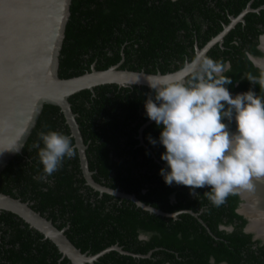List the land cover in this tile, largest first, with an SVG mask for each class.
Instances as JSON below:
<instances>
[{"label":"trees","instance_id":"16d2710c","mask_svg":"<svg viewBox=\"0 0 264 264\" xmlns=\"http://www.w3.org/2000/svg\"><path fill=\"white\" fill-rule=\"evenodd\" d=\"M248 1L71 0L58 75L67 78L89 71L91 65L105 69L116 63L130 70L174 71L195 56L196 45L201 47L216 35L229 21V15H236ZM259 4H264V0L252 2V6ZM244 19L245 24L227 32L222 46L217 43L206 54L215 60L229 61L225 75L233 80L244 70L259 74L244 47L250 35L260 32L256 24L264 22V9L247 12ZM235 36L239 38L238 45L232 42ZM227 87L234 93L248 88L246 84L234 87L233 83ZM253 90L264 96L258 84ZM150 92L144 85L124 87L111 83L69 96L87 145L92 176L99 183L134 193L164 211L192 210L203 217L216 236L208 234L204 227L201 231V221L189 212L166 217L128 199L100 194L85 183L76 148L75 155L65 158L56 172L40 179L43 165L38 149L32 147L38 140L37 133L53 129L71 137L59 106L50 103L43 104L21 151L13 154L0 170V191L27 201L58 228L65 227L64 233L81 251L92 254L117 244L132 253L150 252L149 256L136 257L110 250L93 264H209V254L217 261L236 264V251L246 245L241 240L247 236L240 233V225L229 232L217 228L219 223L230 224L237 216L235 203L231 202L235 195L230 194L223 205L215 207L203 194L210 186L196 188L198 195L193 196L191 186L166 184L159 174L165 166L160 159L164 148L159 143L153 148L148 140L149 135L159 137L160 128L154 121L142 129L145 145L140 144L139 127L149 119L144 100ZM71 140L73 143V137ZM0 222V227L5 224L13 229L11 243L19 245L6 252L13 264H72L54 243L15 214L0 210ZM141 233L147 238H140ZM201 245L205 247L202 256Z\"/></svg>","mask_w":264,"mask_h":264},{"label":"clouds","instance_id":"9594fccd","mask_svg":"<svg viewBox=\"0 0 264 264\" xmlns=\"http://www.w3.org/2000/svg\"><path fill=\"white\" fill-rule=\"evenodd\" d=\"M182 75L152 73L144 80L151 92L146 94L147 117L160 128V159L165 166L159 174L168 185L173 183L196 188L210 186L203 194L219 207L238 189L254 190V179H264V96L249 90L230 94L225 75L230 62L207 55L187 61ZM264 90V67L259 74L243 75ZM235 120V130L230 128ZM32 147L38 149L43 165L40 179L51 176L65 158L75 155L71 137L49 129L37 133ZM19 144L0 145L4 151L18 152Z\"/></svg>","mask_w":264,"mask_h":264},{"label":"water","instance_id":"95a60500","mask_svg":"<svg viewBox=\"0 0 264 264\" xmlns=\"http://www.w3.org/2000/svg\"><path fill=\"white\" fill-rule=\"evenodd\" d=\"M70 2L71 0H0V145L23 146L43 104L57 105L70 129L79 167L87 185L100 194L107 193L120 199H128L136 206L158 215L175 218L181 212H189L197 216V213L189 209L164 211L143 202L134 193L119 187H109L93 178V171L88 165L87 145L83 141L76 114L68 100L69 96L83 89L93 91L95 86L102 84L148 87L144 78L152 72L123 69L119 67L120 63H116L105 69H96L91 65V69L82 74L60 77L59 55L70 14ZM249 10V7H246L237 16H230V22L223 25V28L202 47L196 45L194 57L205 56L210 47L221 42L233 24L242 20ZM186 63L187 61L179 69L165 73L182 75L186 71ZM151 121L148 119L139 127L138 137L143 145L145 144L141 132ZM21 149L22 147L18 152ZM15 153L17 152L0 153V170ZM0 210L15 214L29 227L40 232L45 239L54 243L62 257H67L72 264H93L99 256L110 250L136 257L150 254L132 253L117 244L92 254L81 251L66 236L65 227L58 228L51 219L33 209L27 201L1 191ZM140 238L144 236L140 235Z\"/></svg>","mask_w":264,"mask_h":264},{"label":"flooded vegetation","instance_id":"af4514ba","mask_svg":"<svg viewBox=\"0 0 264 264\" xmlns=\"http://www.w3.org/2000/svg\"><path fill=\"white\" fill-rule=\"evenodd\" d=\"M252 2L253 0H249L247 4L244 6V8L249 7L250 10L247 12L259 13L261 9H264V4L252 6ZM240 12H238L236 15H229V21L227 23H224L223 25L228 24L230 22V16L235 17ZM245 14L243 15V19L237 20L233 24V26L228 30V32L233 28L241 27L240 25L245 24V19H244ZM256 25L260 30V32L256 36H251V35L249 36L250 41L249 43H247L244 49L246 50L245 54L247 58L253 63L254 66L260 69L264 67V22L258 21ZM225 35L223 36V40L221 42H217L221 46L224 41ZM238 39L239 38L235 36L232 41L233 44L238 45L239 44ZM207 52L205 53V55L207 54ZM245 73H249V71L244 70L242 71V74L239 78H237L236 80L232 79L233 86L237 87L238 85L246 84L248 86L247 90H249V88L256 89V84H252L243 76ZM240 92H244V90L240 89L236 93H240ZM236 93L230 91V94L232 95H235ZM230 128L232 130H235V120L232 121ZM152 147L155 148L156 144L155 145L152 144ZM152 150L153 149H150V151ZM151 154L154 157V159L157 160L154 153ZM144 167L146 166L144 165ZM254 183H255V188L252 191L246 189H238L233 193L235 197L231 199V202L235 203L233 210L237 214V216L233 218V222H231L230 224L219 223L217 225V228L219 230H224L227 232L235 230V226L240 225L239 228L240 233L245 234L247 236L246 239L242 238L241 240L242 242H245L246 245L241 246L243 247L241 250H237V251L235 250L237 252L236 264H264V179L257 181L254 179ZM201 199H203L202 196ZM171 200L172 201L174 200V195L171 196ZM202 211L203 208L201 207V215H202ZM197 217L199 218L198 213H197ZM199 220H201V231L204 230L205 228L208 234H210L213 237L216 236L210 230V228L208 227L207 223L204 221L202 216L201 218H199ZM1 224L2 223L0 222V226ZM12 232L13 229L9 228L5 224L2 225V227H0V264H13L11 262V259H9L8 257L9 255H7L6 253L10 247H13L15 249L19 247V245L11 243ZM140 235H143L144 238H147V235L143 233H141ZM204 251H205V247L201 245V256L203 255ZM207 258L209 264H230L225 260L217 261L214 258V256L210 254L207 256ZM165 264H171V263L166 262Z\"/></svg>","mask_w":264,"mask_h":264}]
</instances>
